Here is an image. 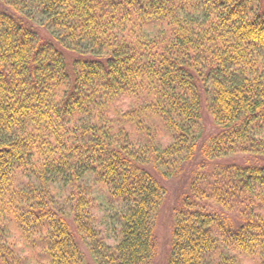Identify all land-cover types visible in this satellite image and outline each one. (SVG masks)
I'll use <instances>...</instances> for the list:
<instances>
[{"label": "trees", "instance_id": "1", "mask_svg": "<svg viewBox=\"0 0 264 264\" xmlns=\"http://www.w3.org/2000/svg\"><path fill=\"white\" fill-rule=\"evenodd\" d=\"M171 193L166 264H264V0H0V264H154Z\"/></svg>", "mask_w": 264, "mask_h": 264}, {"label": "rangeland", "instance_id": "2", "mask_svg": "<svg viewBox=\"0 0 264 264\" xmlns=\"http://www.w3.org/2000/svg\"><path fill=\"white\" fill-rule=\"evenodd\" d=\"M203 124L206 127V132L208 135H213L217 133L218 127L213 121L212 116L208 112V109L204 112ZM233 161L231 159L225 158L220 160V162ZM239 161V160H238ZM175 188H171V192H174ZM168 200L165 202L164 207L162 208L161 217L158 225V254L154 264H166L167 254L171 250L172 242V232L175 224V215L172 213L171 208L174 202V194L171 193L167 197ZM98 216H99V225L103 228V231L107 237L109 243H114L115 232L113 230L114 223L113 214L116 211L115 205L110 200L109 196L104 192L98 193ZM30 264H39L38 258L31 256L29 258ZM243 264H258L256 261L245 260Z\"/></svg>", "mask_w": 264, "mask_h": 264}]
</instances>
